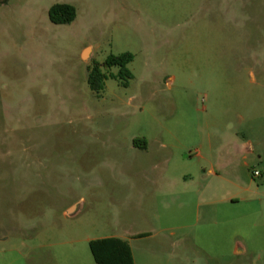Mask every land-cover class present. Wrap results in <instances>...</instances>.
Wrapping results in <instances>:
<instances>
[{"label":"rangeland","instance_id":"1","mask_svg":"<svg viewBox=\"0 0 264 264\" xmlns=\"http://www.w3.org/2000/svg\"><path fill=\"white\" fill-rule=\"evenodd\" d=\"M109 236L264 264V0H0V264H96Z\"/></svg>","mask_w":264,"mask_h":264},{"label":"trees","instance_id":"2","mask_svg":"<svg viewBox=\"0 0 264 264\" xmlns=\"http://www.w3.org/2000/svg\"><path fill=\"white\" fill-rule=\"evenodd\" d=\"M49 19L52 24L57 26L69 25L76 19V10L73 6L67 4L55 5L49 10ZM133 59L134 56L131 54L111 57L104 64V67L106 69L112 67L124 69ZM107 78L108 76L102 74L99 67H94L88 72V84L92 89L98 85H102ZM134 146L142 150L147 149V143L145 141H136L134 142ZM142 236L144 235L140 234L136 237ZM89 247L96 264H135L128 239L115 236L93 239L89 241Z\"/></svg>","mask_w":264,"mask_h":264},{"label":"crops","instance_id":"3","mask_svg":"<svg viewBox=\"0 0 264 264\" xmlns=\"http://www.w3.org/2000/svg\"><path fill=\"white\" fill-rule=\"evenodd\" d=\"M252 151H253V147H252V145L250 143L243 144L240 147V152L243 153V154L251 153ZM211 172H213V171H211ZM109 237H112V236H109ZM115 237H120V236H115ZM120 238H124V237H120ZM124 239H126V238H124Z\"/></svg>","mask_w":264,"mask_h":264},{"label":"water","instance_id":"4","mask_svg":"<svg viewBox=\"0 0 264 264\" xmlns=\"http://www.w3.org/2000/svg\"><path fill=\"white\" fill-rule=\"evenodd\" d=\"M86 55H87V52L85 53V55H84V56L86 57Z\"/></svg>","mask_w":264,"mask_h":264},{"label":"built area","instance_id":"5","mask_svg":"<svg viewBox=\"0 0 264 264\" xmlns=\"http://www.w3.org/2000/svg\"><path fill=\"white\" fill-rule=\"evenodd\" d=\"M258 173H255V175H257Z\"/></svg>","mask_w":264,"mask_h":264}]
</instances>
